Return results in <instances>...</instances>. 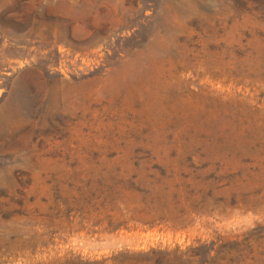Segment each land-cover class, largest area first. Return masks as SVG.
Masks as SVG:
<instances>
[{"label":"rangeland","instance_id":"rangeland-1","mask_svg":"<svg viewBox=\"0 0 264 264\" xmlns=\"http://www.w3.org/2000/svg\"><path fill=\"white\" fill-rule=\"evenodd\" d=\"M0 264H264V0H0Z\"/></svg>","mask_w":264,"mask_h":264}]
</instances>
